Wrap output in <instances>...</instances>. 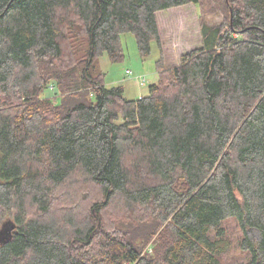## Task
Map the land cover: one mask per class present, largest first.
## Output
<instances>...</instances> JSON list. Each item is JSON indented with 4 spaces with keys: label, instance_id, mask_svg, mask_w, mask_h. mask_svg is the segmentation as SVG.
I'll list each match as a JSON object with an SVG mask.
<instances>
[{
    "label": "trees",
    "instance_id": "obj_1",
    "mask_svg": "<svg viewBox=\"0 0 264 264\" xmlns=\"http://www.w3.org/2000/svg\"><path fill=\"white\" fill-rule=\"evenodd\" d=\"M190 3L200 48L138 99L106 85L123 33L148 55ZM4 217L0 264H264V0H0Z\"/></svg>",
    "mask_w": 264,
    "mask_h": 264
},
{
    "label": "rangeland",
    "instance_id": "obj_2",
    "mask_svg": "<svg viewBox=\"0 0 264 264\" xmlns=\"http://www.w3.org/2000/svg\"><path fill=\"white\" fill-rule=\"evenodd\" d=\"M206 7L214 0H202ZM200 4L190 3L181 7H173L157 12V21L161 33V44L152 42V51L148 55H142L139 51L136 36L132 32L122 34L124 58L118 62L111 61L109 54L104 52L97 61V67L106 73V85H122L128 99H134L147 95L149 86L159 79V65L169 67L181 62L184 53L203 45L201 33V15L205 13ZM207 11V10H206ZM205 20L209 23L219 22L220 18L215 13L205 14ZM132 70L135 75L142 74L147 77V84L141 86L138 81L127 74L126 70ZM57 90L48 88L44 96L55 97ZM60 101V97L57 98ZM15 220L4 217L0 220V234L8 229ZM231 238L234 244H239L242 232L234 222L230 225ZM11 232V231H10ZM249 235L257 240L260 233L257 229H250ZM1 236V235H0ZM238 247V245H237ZM232 264L246 260V254L240 248H235L227 257Z\"/></svg>",
    "mask_w": 264,
    "mask_h": 264
},
{
    "label": "built area",
    "instance_id": "obj_3",
    "mask_svg": "<svg viewBox=\"0 0 264 264\" xmlns=\"http://www.w3.org/2000/svg\"><path fill=\"white\" fill-rule=\"evenodd\" d=\"M127 74L130 75V76H133L134 78L137 79L138 83L141 85V86H144L147 84V77L145 75H135V73L130 70V69H127L126 70Z\"/></svg>",
    "mask_w": 264,
    "mask_h": 264
},
{
    "label": "water",
    "instance_id": "obj_4",
    "mask_svg": "<svg viewBox=\"0 0 264 264\" xmlns=\"http://www.w3.org/2000/svg\"><path fill=\"white\" fill-rule=\"evenodd\" d=\"M9 228L8 229H5V234H10L11 232L10 231H12V229H14V227H15V224H11L10 226H8ZM3 233H4V231H3ZM2 234V233H1Z\"/></svg>",
    "mask_w": 264,
    "mask_h": 264
},
{
    "label": "crops",
    "instance_id": "obj_5",
    "mask_svg": "<svg viewBox=\"0 0 264 264\" xmlns=\"http://www.w3.org/2000/svg\"><path fill=\"white\" fill-rule=\"evenodd\" d=\"M139 75H141V74H139ZM136 79V78H135ZM137 80V79H136ZM152 85V84H151ZM138 98H140V97H137V98H134V99H138Z\"/></svg>",
    "mask_w": 264,
    "mask_h": 264
}]
</instances>
